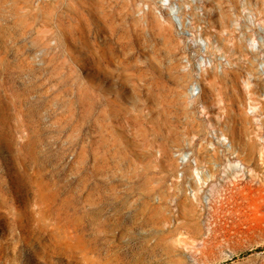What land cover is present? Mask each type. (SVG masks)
Segmentation results:
<instances>
[{
    "label": "rangeland",
    "instance_id": "obj_1",
    "mask_svg": "<svg viewBox=\"0 0 264 264\" xmlns=\"http://www.w3.org/2000/svg\"><path fill=\"white\" fill-rule=\"evenodd\" d=\"M0 264H264V0H0Z\"/></svg>",
    "mask_w": 264,
    "mask_h": 264
},
{
    "label": "bare ground",
    "instance_id": "obj_2",
    "mask_svg": "<svg viewBox=\"0 0 264 264\" xmlns=\"http://www.w3.org/2000/svg\"><path fill=\"white\" fill-rule=\"evenodd\" d=\"M254 159H255V161H254V162L256 163V162H257V161H256V157H254Z\"/></svg>",
    "mask_w": 264,
    "mask_h": 264
}]
</instances>
